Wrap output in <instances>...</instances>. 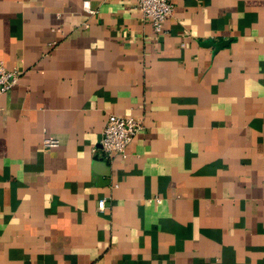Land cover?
<instances>
[{"label": "crops", "instance_id": "1", "mask_svg": "<svg viewBox=\"0 0 264 264\" xmlns=\"http://www.w3.org/2000/svg\"><path fill=\"white\" fill-rule=\"evenodd\" d=\"M82 2L0 0V264H264V0Z\"/></svg>", "mask_w": 264, "mask_h": 264}, {"label": "built area", "instance_id": "2", "mask_svg": "<svg viewBox=\"0 0 264 264\" xmlns=\"http://www.w3.org/2000/svg\"><path fill=\"white\" fill-rule=\"evenodd\" d=\"M135 7L151 22L154 34H160L165 31L164 23L172 13L170 0H135ZM82 8L89 14L96 12L92 8L90 0H83ZM17 81L18 73L15 70L8 69L3 61L0 60V95L8 91ZM142 128V123L134 117L110 114L107 117L99 139L102 156L112 158L115 155L124 154L134 136ZM42 145L47 148L58 147L59 139L54 136H46L42 140ZM151 200L160 202L159 197L149 199V201ZM104 204V199L99 200L98 209L103 210Z\"/></svg>", "mask_w": 264, "mask_h": 264}]
</instances>
